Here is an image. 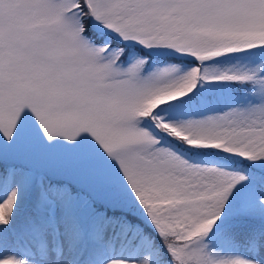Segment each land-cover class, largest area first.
<instances>
[{"label": "snow or ice", "instance_id": "obj_1", "mask_svg": "<svg viewBox=\"0 0 264 264\" xmlns=\"http://www.w3.org/2000/svg\"><path fill=\"white\" fill-rule=\"evenodd\" d=\"M0 264H264V0H0Z\"/></svg>", "mask_w": 264, "mask_h": 264}]
</instances>
